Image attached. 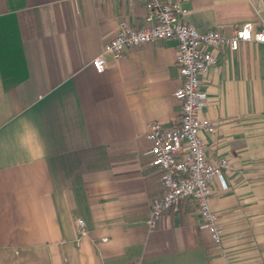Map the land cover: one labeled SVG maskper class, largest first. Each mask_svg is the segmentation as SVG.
I'll return each mask as SVG.
<instances>
[{
  "label": "crops",
  "instance_id": "1",
  "mask_svg": "<svg viewBox=\"0 0 264 264\" xmlns=\"http://www.w3.org/2000/svg\"><path fill=\"white\" fill-rule=\"evenodd\" d=\"M170 1L199 32L264 31L262 0ZM145 13L143 0H0V264H264V43L215 49L202 77L205 155L231 165L211 182L214 244L191 199L148 225L163 188L145 126L179 125L177 42L91 65Z\"/></svg>",
  "mask_w": 264,
  "mask_h": 264
},
{
  "label": "built area",
  "instance_id": "2",
  "mask_svg": "<svg viewBox=\"0 0 264 264\" xmlns=\"http://www.w3.org/2000/svg\"><path fill=\"white\" fill-rule=\"evenodd\" d=\"M143 4L145 25L133 29L122 21L91 65L101 73L107 54L117 59L126 47L164 39L177 42L175 62L181 83L173 96L181 103L179 125L166 128L159 122H150L145 126L150 163L160 172L163 188L162 196L152 202L148 225L153 226L165 211L179 212L180 202L191 199L197 207L199 229L206 231L214 244H219L221 229L211 207V182L218 180L224 185L223 171L231 170V165L225 158L208 161L205 155L203 134L212 133L214 126L201 115L207 100L202 77L216 63L215 49L227 47L234 51L242 42L264 43V31H254L253 24L245 22L230 36L214 30L199 32L181 21L185 10L177 2L143 0ZM76 225L82 228L84 221L77 219Z\"/></svg>",
  "mask_w": 264,
  "mask_h": 264
},
{
  "label": "water",
  "instance_id": "3",
  "mask_svg": "<svg viewBox=\"0 0 264 264\" xmlns=\"http://www.w3.org/2000/svg\"><path fill=\"white\" fill-rule=\"evenodd\" d=\"M263 1V3H264V0H262Z\"/></svg>",
  "mask_w": 264,
  "mask_h": 264
}]
</instances>
